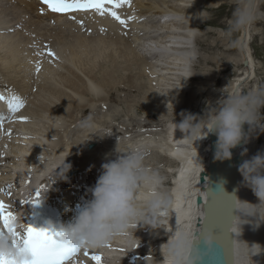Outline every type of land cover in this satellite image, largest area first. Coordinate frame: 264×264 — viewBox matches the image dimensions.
Masks as SVG:
<instances>
[{"label": "rangeland", "instance_id": "rangeland-1", "mask_svg": "<svg viewBox=\"0 0 264 264\" xmlns=\"http://www.w3.org/2000/svg\"><path fill=\"white\" fill-rule=\"evenodd\" d=\"M154 2L157 3L154 4ZM121 3L124 16H127L125 20H128L132 27H134L131 34L130 31H127V33L125 32V29L127 28L125 24H123L125 26L124 32L122 30L123 27L114 24V28L122 31L124 39L127 38L134 42L131 47L133 52L129 53L127 56H124V53L122 56L118 58L116 57L115 61H113L111 57L109 58L112 54H115L116 56L119 55V51L114 53V50L117 49L116 46L112 49L109 46L108 48L107 46L101 48L100 50L103 52L99 50L102 54L100 53L101 56L96 59L97 63H95L96 61L92 62L91 59H88L89 57L86 58L89 60H85L87 61L86 63L84 60L81 62L78 60H71V62H69L67 59L59 55L55 59L59 60L58 63L63 67L55 64L54 69L51 72H48L47 77L43 80V84L47 86V92H39L38 95L34 96L36 92L33 94L32 91H35V89H33L30 91L32 92L31 95L34 96L33 99L31 98L30 93L26 99L21 98V90L19 92L18 83L16 84V82L14 83V81H12L14 78L8 77L12 73L15 74L13 71H4L1 69V72L0 70V93L2 92L0 97H3L4 95L6 98L8 95L7 92H11L8 96L16 97L20 100V104L22 105L21 108L16 110V112H12L14 113L13 119L8 121L9 123L7 122L8 124L6 123L7 125L5 124L4 128H0V132L2 131V134L0 133V146L1 144L4 146L5 143L4 148L8 151H11L12 149L13 152L15 151L13 149H17V146L15 145L19 144V142H16V138L22 135L19 132L22 128L18 122L19 120L16 113H19L21 110L23 117L27 119H23L26 125V132L32 134L33 132L38 131L34 134L36 136L35 140H37V136L40 137L41 134H45L44 137L47 136L45 138L49 140V142H44L45 144L42 143L40 145L43 146L42 159L46 164L52 165L50 166V171H52L56 165L53 163L58 164L59 162H56V160L62 157L67 164L77 162V165L84 176H90L97 168H99L97 171L101 170V164L105 162L106 154L113 153L116 144L121 149H125L130 145L140 144L146 149V166L156 171L163 178L161 188L166 192L171 187V182H173L172 177L174 176V172H167L166 169L172 170V168H168V165H171V167H174L175 165L171 160H166L165 162L162 159L163 157L166 158L165 156L167 155L164 152H166V149L170 145L167 140L170 124H177L176 130L180 131L178 129V122H180L183 116L187 115L185 112H191L193 114L191 118L194 121H198L199 116L197 114H202L203 109L218 104L219 101L223 100L226 95H230L233 91L247 92L264 87V24H252L247 29V42H249L248 49L254 58L252 62H249V59L248 61L247 58L244 59L242 54L243 51L241 52L242 49L239 47L240 39L242 34H244V31H229L233 11L236 7L234 0H128V2H122L121 0ZM141 3L143 4L141 5ZM152 3L153 5H156L157 8V10L155 9L157 11L155 14L158 15V17L161 16V18L165 17L158 23L159 27H164L165 29L170 27V30H168V33L166 34V38L168 36L172 37L178 35L175 32H171L172 29H175L176 32H185L191 28L194 32L195 38L191 44V48L194 50V55L190 67L191 70L189 71V77L186 80L180 81L178 79L179 82H177L174 75V78L171 77L172 73L170 70L171 68L169 69V63L173 59H169V55L167 56L169 53H166V51H163L162 49L163 52L161 51L158 53L162 54L161 58L164 56V60H161L160 62V59H154L152 61H155L156 64L162 63L164 64L163 66H168L166 71L167 74L165 72V75L158 74V69L156 71V68H160L161 65H156V72L154 71L153 74V72H150L149 67L146 66L144 61L140 62V60L133 57V55H138L139 57H151L149 52L144 50L141 46H138L139 44L135 41L137 38L140 39L145 35L147 36V39H150L151 36L149 37L147 33V27L151 26L150 31L156 29L152 26L157 24L147 22L144 19L138 21V17H144V13H141L140 11L146 10V7ZM262 3L263 7L260 9L261 15L259 18L264 19V0H261L260 4ZM180 4H187L192 7L188 10L178 11L174 7H178ZM192 9H197V13H192ZM150 14L153 15L152 13H149L148 17L151 16ZM197 14H201L203 20L198 19V21L195 20L193 22L186 20ZM170 17L173 20L170 19ZM60 27L56 26L55 29ZM40 29L41 33L45 34L44 38L49 37L47 35H50L51 31H47V27H43V31L42 27ZM70 29H72V31ZM76 29L77 28L73 27L69 28V30L66 31V34L69 32H76ZM80 35L97 36V33H95V30L92 28H89L88 25L84 24L83 28L80 30ZM160 35L161 33H159L158 36H154V38L157 41L165 39V37H160ZM141 40L149 41L144 39ZM141 40L139 42H142ZM49 41H52V39H49ZM52 42L57 43L55 39ZM153 43L151 45H153ZM52 44L54 45L47 42L45 44V51L42 48L45 47V45H39L38 48L40 49L38 52L44 55L46 53L48 54V49L55 51L58 49V45L62 46V44ZM155 44L157 45L161 43L158 42L154 43V45ZM146 45L147 42L145 43L147 49L148 45ZM161 48H164V46ZM42 51L45 53L43 54ZM65 52L68 53L67 50L64 51V53ZM63 56L68 58L66 55ZM90 61L92 63H90ZM137 61L138 63H136ZM90 64L92 65L90 66ZM87 67L94 71V73L86 72L89 77L84 73ZM115 67V72L118 71L116 73H114L113 69ZM107 68L109 69L107 70ZM111 70H113V78L115 80L112 79L107 81L108 86H103L100 90L101 95L106 100L96 99L88 101V99H84L82 103H87V106L90 108L89 110L87 109V112L74 109L69 113L70 109H68V107H71V104L63 106L59 111H49L39 105L41 100H43V103L41 102L42 104L45 103L47 105L46 102H48L50 105L58 108V106L53 105L51 102L52 88L67 92L74 96L70 90L65 88V78L76 77V75H72L73 71L87 81L92 80L93 77L96 76L99 78L100 82L102 77H108V75L105 77L107 74L106 72ZM249 73L250 77L245 83L240 85V83L249 76ZM137 75L139 76L137 77ZM130 77L133 79L128 80ZM165 78L167 80L164 82L163 79ZM102 80L101 82H104ZM127 80L129 82H126ZM132 83H134L135 88H133L134 86H132ZM48 95H50V98L46 101ZM7 99L12 100V98L8 97ZM38 100H40V102ZM31 101H36L38 105L33 104ZM261 111L264 112V109H261ZM68 114H72V116ZM85 124L88 126H85ZM21 132H23V130ZM1 136H4V139ZM88 142H95L96 145L93 150H90L87 147ZM254 145V154L258 150H264V133L260 134L258 138H255ZM158 150L164 155L158 157V155H160V153L156 152ZM3 154V152H0V155ZM108 158H114V156ZM10 163L11 161H7V163L0 164V183L3 182L2 178L8 177L5 176V174H8L11 170L10 168L13 164L11 165ZM45 163L41 164L45 165ZM57 168H55V170ZM98 173L100 174V172ZM0 187L2 186L0 185ZM17 187V184H12L10 188L11 192L19 197L21 190L19 187L18 190H16ZM55 188L59 189L61 188V185L58 184ZM3 195L6 194L3 193L1 196ZM6 198L8 201L9 199L12 200L10 197ZM0 200L2 199L0 198ZM68 202L69 201L65 198V203ZM67 214L71 217V211ZM149 231L153 232L152 235H150ZM162 232L163 229L158 230L157 227L140 229L133 228L131 229V236L127 238V241L134 243L137 238L142 237L140 235L141 233L144 234L145 238L149 241L145 238H141L137 241V246L145 252L143 255H148L149 257H146H148L153 264H157L156 262H158V260L163 259L162 253L154 252L152 250L154 247L153 241L149 239L148 236H159L160 243L165 246L162 250L166 251L168 249V237L167 234H162ZM114 240L111 242H114Z\"/></svg>", "mask_w": 264, "mask_h": 264}, {"label": "bare ground", "instance_id": "bare-ground-1", "mask_svg": "<svg viewBox=\"0 0 264 264\" xmlns=\"http://www.w3.org/2000/svg\"><path fill=\"white\" fill-rule=\"evenodd\" d=\"M156 3L154 2V4ZM142 4L143 3H141V5ZM187 6H188L187 4L185 5L180 4L178 5V7L175 6L174 8L179 11V10H188L189 8L192 7L191 5L188 7ZM262 7H263V3L260 4V9H262ZM42 8L44 9V7L35 0H0V70L1 69L4 71L11 70L15 73V74L12 73L8 77L14 78V80L12 81H14V83L16 82V84L18 83L19 92L21 90L20 95L22 99H26L29 93H30L31 98L33 99V97L35 95H38L39 92H47L46 91L47 86L43 84L44 83L43 80L44 78L47 77L48 72H51L54 69L55 64L57 66L60 65V63H58L59 60L55 59L59 55L67 59V61L69 62H71V60L72 61L78 60L80 62L82 60L85 61L87 60L86 58L88 57H89L88 59H91L92 62H95L96 59L101 56L100 53L102 54L103 52L100 49L104 48L105 46H107V48L109 46L111 49L114 48V46H116L117 49L114 50V53L119 51V55L116 56L115 54L114 55L112 54V56H109V58L111 57L113 61L116 60V57L118 58L122 56L124 53H125L124 56H127L129 53L133 52L131 47L134 42H132L130 39H127V38L124 39V35L122 31L114 28V24L123 27L122 30L125 29V26L121 24L120 21L117 20L116 18H111L107 16V14H109L110 12L117 10L119 13L120 19L126 22L125 19L127 18V16H124L121 2H119L118 5L107 2L106 4L103 5V14H101V12H98V11L81 12V13L77 12L75 14L67 15V16L64 15L62 17L55 16L54 18L51 15L42 13L41 11ZM155 9L157 10L156 5H153L152 3L146 7V10L140 11L141 13H144V17H145L144 20H146L147 22L153 23V24H157V25L152 26L156 28L155 30H152V31H150L151 26L147 27V30H148L147 33L149 37L151 36L150 39H147L146 38L147 36L145 35V36H142L140 39L137 38L135 41L137 44H139L138 46H141L144 50H147L151 57H139L138 55H133V57L140 60V62L144 61L146 66L149 67L150 72L151 73L153 72V74H154L156 65H161L160 68H156V71L158 69L159 70L158 74L160 73L161 75L162 74L165 75V72L167 71L168 66L167 67L163 66L164 64L162 63L156 64V62L155 61L153 62L152 60L160 59V62H161V60H164V56L163 58H161L162 54H159L158 52H161L162 50L166 51V53H169L167 54V56L169 55L168 58L169 59L172 58L174 60V61L173 60L170 61L169 63L170 64L169 69L171 68L170 70L172 73L171 77L174 78L175 76V80L177 79L176 80L177 82H179L178 79L180 81L186 80L189 77V71L191 70L190 67L193 61L194 50L191 48L192 46L191 44L193 42V39L195 38L194 32L192 31L191 28L185 32H180V31L176 32L175 29H172L171 32H175L178 35L172 36V37L168 36L166 38V34L168 33V30H170V27H167L166 29L164 27H159L158 23L161 22V18L159 17L161 16L158 17V15L155 14L157 12ZM196 10L197 9H192V13L196 14L197 13ZM149 13H152L153 15L150 14L151 16L148 17ZM170 19L172 18L170 17ZM198 19L203 20V17L201 16V14L193 15L192 18H188L186 20L193 22L195 20L198 21ZM82 20H84V22H82ZM84 24L88 25L89 28H92L93 30H95V33H97V36L80 35V30L81 28H83ZM254 24L262 25L264 24V19L258 18ZM56 26L58 27L61 26V27L55 29ZM41 27H42V31H43V27H47L46 30L51 31L50 35L46 34L49 37L44 38L45 34L41 33V29H40ZM72 27L77 28L76 32H69L66 34V31ZM100 29H103V30H100ZM70 30L72 31V29ZM159 33H161L160 37H165V39H161L160 41H157L154 38V36H158ZM243 33L244 34H242V37L240 39L239 47L242 49L241 52L243 51L242 54H243L244 59L247 58V60L249 59V62L250 61L252 62L254 58L248 49L249 42H247V34H248L247 29L244 30ZM104 37H108V38H104ZM151 38H154V39H151ZM49 39H52V41L55 39L57 43L49 41ZM141 39L149 40V41H143ZM140 40L142 42H139ZM47 42L50 43L51 45H54L52 43H55L56 45L62 44V46H59V45L57 46L58 49L55 50L56 53L54 50H51V52L54 53V55H49L47 53L44 54L45 52L42 51L43 54L46 55L44 56L38 52V50L40 49L38 47L39 45L44 46ZM146 42L148 45L147 49L145 47ZM149 42H152V43L159 42L161 44L154 45L153 43V45H151L152 43H149ZM162 46H164V48H161ZM42 48L45 51L46 45L45 47H42ZM66 50L68 53L66 52L64 53V51ZM99 50L102 52H100ZM63 55L68 56L69 59L67 57H64ZM154 56H157V57L159 56V57L157 58ZM87 61H85V63ZM91 61L90 63H92ZM95 63H97V61ZM136 63H138V61ZM91 65L92 64H90V66ZM37 67L40 68L39 71L36 70ZM60 67H63V66L60 65ZM87 69L85 72L83 71L86 74V76H88L87 73H94L92 69H88V70ZM108 69L109 68H107V70ZM113 69H114V73L118 72V71L115 72L116 67ZM111 71L106 72L107 74L105 77H107L108 75L107 78L102 77L103 80L101 78V80L104 82H101V80L99 82V78H97L96 76H94L92 80L87 81L83 79L78 73L73 71V73L72 72L71 73L72 75H76V77L75 78H65V84H66L65 88L70 90L74 96H72L71 94L67 92H63L61 90L52 88L51 102L53 105L58 106V108L50 105L48 102H46L47 105L45 103L42 104L43 100H41L42 103L40 102V100H38L40 102L39 105L42 108L49 110V111L51 110L59 111L63 106L71 104V107L67 106L68 109H70L69 113H71L74 109L83 110L84 112H87V109L89 110L90 108L89 106H87V103L86 104L82 103L84 99H88V101L96 100V99L106 100L101 95L100 90L103 86H106V85L108 86L107 81L112 80V79L115 80L113 78L114 77L113 70ZM139 75H137V77ZM249 77H250V73H249V76H247V78L242 83H240V85L245 83V81H247ZM133 78L130 77L128 80H131ZM166 78L163 79L164 82L165 80H167ZM128 80L126 82H129ZM134 83H132V86H134ZM133 88H135V86ZM33 89H35V91H32ZM30 91H32L33 94L36 92L34 96L31 95L32 92ZM10 93L7 92L8 95ZM8 95L6 96L4 101H0V103L5 104V105L0 104V109H2L4 113L14 112V110L9 107V104L12 102V100L7 99V97L8 98H12V97ZM49 98H50V95H48V98L46 99V101H48ZM17 100L20 103V100L19 99ZM31 102L33 104L38 105L36 101H31ZM16 116H18V120H19L18 122L22 128L19 131L22 135L16 138V142L17 143L19 142V144L15 145L17 146V149H13L15 150L13 152L11 149V151H9V154H7L8 150L4 148L5 143H4V146H2V144L0 146V150H1L0 152H3L5 155L10 157V158H6V160L0 159V164L7 163V161H11L10 164L11 165L13 164L10 168L11 172L9 171L8 174H5V176H8V177H4V178L1 177L3 183L5 182L8 183L9 180L12 182L14 181L13 178L15 177V173H14V170H12L14 167L21 168V170L25 173V175H29L30 174L29 171L31 169L33 170L35 167V166L33 167V160L40 161V158H42L43 156L42 155L43 146L40 144L44 142H49V140L45 138L47 136L44 137L45 134L44 135L41 134L40 135L41 138L37 136V140H35L36 136L34 134H36L38 131L33 132L32 134H30V132L29 133L26 132V129H25L26 125L23 121L24 117H23V114L21 113V110L19 111V113H16ZM70 116H72V114ZM6 123L7 122L4 121L3 124H0V128H4L5 127L4 125ZM176 126L177 124L171 123L170 127L168 128L169 133L167 134L168 135L167 140L170 143V145L166 149V152H164L167 155L165 156L166 158L164 157L162 158L163 161L165 162L166 160L168 161L171 160V162L175 163L174 167H171V165H168V168H172V170L166 169L167 172L168 171L174 172V176L172 177L173 182H171L172 183L171 187L166 191V193L170 197L171 206L168 210V215L164 218L163 225L161 227H157L158 230L163 229L162 234H167L168 249L166 251L162 250L163 248H165V246L160 243L159 236L157 235L154 237L148 236L149 239L153 241L154 247L152 250L154 252L162 253L163 259L158 260V262H156L157 264H171L169 249L171 246V242L175 239L177 233L179 232L187 233L190 241L194 237L193 234L195 230L197 229V218L201 213V206L197 204V197L199 196L200 193L204 194V192L202 191L204 184L200 180V177H201V173L204 170H206L207 162L209 158L210 140L208 138L200 142L195 141L194 139L190 138L188 133L176 130ZM22 130L23 132H21ZM254 140L255 138L249 144L244 146V147H247L248 149L247 157H244V158H248L254 155V148H255ZM240 151L241 149L237 148L233 151V153L237 154V153H240ZM156 152L160 153V150ZM163 155L160 153L158 157L163 156ZM1 156L2 155H0V158ZM12 156H15V157H12ZM62 161H64L62 157L56 160V162H59V163H61ZM59 163L58 164L53 163L54 165L55 164L56 165L54 166V169H52V171H50L51 169L50 166L52 165H48L46 163L45 165L41 163L38 164V166L35 167V173L33 174L31 173L34 180H39L42 174L45 176H52V173L55 171V168L59 166ZM218 163H219V166L217 169V181H216L217 187L215 190V199H214L215 205H214L213 216H212L216 224V230H215L216 232H215V235L211 238V248H209V246L207 245V250L209 251V255L205 256L204 258L205 260L209 262V264H232V263L233 264H264V223H261L258 227L252 223H245L241 225V227H237V224L242 223V221L240 220L238 216L234 220L235 216L237 215V210H236V204L238 202L237 198L241 200H248L254 203L256 202L257 198L254 196V194L249 188L240 186L239 182L242 179L240 174L238 177L239 182L236 180L235 173L233 175L234 177L232 178L231 176L232 173L230 172V169L228 167L227 160L223 162L218 161ZM62 167L63 166H60V168ZM60 168L58 167L56 171L59 172ZM98 169L99 168L94 170L93 173L90 172L91 173L90 177L97 178L99 175L98 172H100V171H97ZM86 177L87 176H85V178ZM87 179L91 180V178H88V177ZM34 180L31 179L30 182H28L33 185L32 189L36 187V183L34 182ZM14 182L17 183V181H14ZM50 182L51 180L49 177L46 180L47 185ZM93 182L95 184L96 181H93ZM28 183L27 181L24 182V180L20 182L18 187H24V188H23L22 193L19 195V198L20 197L24 198L26 192L29 190V188H31ZM80 184L81 182H78V187ZM83 185H85V183H83ZM83 185H80V186H83ZM18 187L16 188V190H18ZM234 187L236 188L237 191L234 192V195H233V193L231 192V189H234ZM77 192L78 190H76L74 194H77ZM54 196H60L62 198L61 200L62 208L64 209L65 213L66 212L69 213L68 211H66L65 205L67 203H65V198L67 199V201H70L72 197H70V195L66 193V190L58 189L56 191V194H53L51 197H54ZM6 197L8 196L6 195ZM232 197L234 199V203L232 202ZM0 201H3V200H0ZM9 201L14 203L10 199ZM235 201H236V204H235ZM231 202H232V206H231ZM71 205L72 204L69 205V208ZM231 212H232V216H231ZM249 219H254V218H249ZM149 227L142 224V226L139 225L137 228L140 229V228H149ZM230 229L233 231V237L230 236L232 234V233H229ZM149 233L150 235H152L153 232L149 231ZM140 235L142 236L141 238H145L144 234L141 233ZM141 238H137L134 243L127 241V238H123L124 240L120 238L118 239L124 242V247H125V249L122 252L118 251L119 253H123L124 255L123 257L125 261H122V262L115 260V259L120 258V255L117 254V252L113 251V247L115 249V242H113L112 244L110 243L109 245L107 243L101 249L106 254V256L110 258L108 261L101 260L102 262H99V264H153V262L150 261V259H148L149 256L143 255L145 252H143L135 244ZM145 239L148 240L147 238ZM253 244H257V245H253ZM232 250H234L235 254L234 252H232ZM224 251H227L226 255L223 254ZM228 251H230V253H228ZM253 253H257V254L252 255ZM233 255H234V261L232 260ZM75 260L76 259H74L72 264H77V262L78 264H97V261L92 260L91 258H87V257L83 258L81 263Z\"/></svg>", "mask_w": 264, "mask_h": 264}, {"label": "clouds", "instance_id": "clouds-1", "mask_svg": "<svg viewBox=\"0 0 264 264\" xmlns=\"http://www.w3.org/2000/svg\"><path fill=\"white\" fill-rule=\"evenodd\" d=\"M234 2L236 7L229 31H244L260 17L261 0ZM261 109H264V87L247 92L233 91L218 104L197 114L198 121L191 118V112H185L187 115L178 122V129L198 142L214 136L211 145L214 160H232L233 150L237 148L241 149V157H247L248 149L244 146L264 133V112ZM145 155L143 145L121 149L116 144L114 152L106 154L95 184L87 189L90 198L78 207L70 221L57 226L54 231L56 239L82 248H100L113 239L130 237L131 229H137L141 224L153 228L162 226L171 200L161 188L163 178L146 166ZM112 156L114 158H108ZM60 166H63L60 172L55 170L52 178L67 179L65 173L71 165L64 160ZM237 171L242 177L240 186L249 188L257 200L254 203L237 198L234 220L238 216L242 221L237 227L245 223L258 227L264 223V150L242 159ZM205 242L211 248V239L207 238ZM0 247L5 254H15V249L7 243ZM169 255L171 264H200L199 254L193 251L185 232L177 233L171 242Z\"/></svg>", "mask_w": 264, "mask_h": 264}, {"label": "snow or ice", "instance_id": "snow-or-ice-1", "mask_svg": "<svg viewBox=\"0 0 264 264\" xmlns=\"http://www.w3.org/2000/svg\"><path fill=\"white\" fill-rule=\"evenodd\" d=\"M42 2L53 12L94 8L103 14L104 0H42ZM107 2L118 5L121 0H107ZM122 2H128V0H122ZM41 11H43V8ZM111 15L119 20L121 24L126 23L120 19L116 12L112 11ZM48 54L54 55L51 49H48ZM36 70L39 71V67ZM21 106L17 98L12 97L9 107L15 109ZM14 220L13 214L5 212L4 202L0 201V222H2V226H0V245L7 243L10 248L15 249V254H5L3 248L0 247V264H72V259L81 250H84L86 256L88 255V247L82 248L65 244L57 240L56 233L49 229H37L30 224H26V226L19 225L21 230H17ZM192 249L199 254L200 261L203 257L209 255L208 250L201 251L195 243H193ZM189 255L191 256L192 252ZM91 259L97 261V264L101 261V257L95 254L92 255Z\"/></svg>", "mask_w": 264, "mask_h": 264}, {"label": "water", "instance_id": "water-1", "mask_svg": "<svg viewBox=\"0 0 264 264\" xmlns=\"http://www.w3.org/2000/svg\"><path fill=\"white\" fill-rule=\"evenodd\" d=\"M247 62V61H246ZM208 139L210 140L209 142V158L207 162V167L206 170H204L201 173L200 180L202 181L203 188L202 191L203 193H200L199 196L197 197V204L201 206V213L197 218V229L194 232V237L191 239V245L195 243L196 247L199 248L201 251L207 250V244H206V239L207 238H212L215 235V230H216V224L215 221L213 220V210H214V205H215V190H216V181H217V169L219 166V163L217 160H214L213 158V151L211 149V145L213 144L215 137L214 136H209ZM94 144H90L89 147L92 148ZM235 150V149H234ZM233 150V151H234ZM244 159V157H241L239 153L234 154L233 153V158L232 160H227L228 162V167L230 169V172L232 173L231 176L232 178L234 177V173L236 175V180L239 182V172L237 171V166L238 164ZM76 170H71L68 173H75ZM236 188L231 189V192L234 195V192H236ZM232 202L234 203V199L232 197ZM231 202V206H232ZM236 204V201H235ZM232 216V212H231ZM229 233H232L230 236L233 237V231L229 230ZM234 252V250H232ZM227 251H224L223 254L226 255ZM230 253V251H228ZM235 254V252H234ZM232 260L234 261V255L232 256ZM200 264H209L207 260L203 257L202 260L200 261ZM233 264V263H232Z\"/></svg>", "mask_w": 264, "mask_h": 264}]
</instances>
